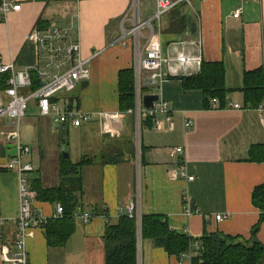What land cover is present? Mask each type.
Here are the masks:
<instances>
[{
  "label": "crops",
  "instance_id": "0c3cea01",
  "mask_svg": "<svg viewBox=\"0 0 264 264\" xmlns=\"http://www.w3.org/2000/svg\"><path fill=\"white\" fill-rule=\"evenodd\" d=\"M7 1L16 2L22 8L9 13L4 21L0 12V65L14 62L16 72L35 66L43 68L47 55L31 41L34 30L42 33L49 29L70 30L73 39L81 44L83 59H91L90 79L78 84L72 93L60 94L58 99L68 103L76 95L79 110L94 116L91 123L83 126L88 149L85 156L99 158L106 152L123 154L120 163L101 165L97 161L83 170L79 209L96 212V216L87 225L75 220V231L64 248H49L44 228L31 230L28 238L31 264H106L102 238L107 225L124 215L119 213L120 208L127 209L131 204L138 205L142 215L164 216L171 230L194 238L221 233L251 240L260 220V211L252 203V193L264 184V161L257 160L264 159V119L257 112L204 109L202 93L185 90L179 79L197 75L202 64L185 69L175 64L180 74L168 75L162 87L173 113L174 130L159 132L147 127L139 157L132 131L133 115L122 117L111 132H106L96 116L99 112L121 113L119 75L133 69L135 53L133 39L120 38L123 20V27H132L134 0ZM239 5L238 0L182 3L164 18L153 43L163 50L166 58H176L182 53L196 55L201 48L202 63L223 62L228 88H240L244 71L264 67V0L248 2L242 17L234 19L233 12ZM139 10L142 18H151L157 10L156 0H140ZM182 16L187 18L186 28L180 21ZM189 18L196 25V32L190 30ZM151 36L145 32L142 43ZM96 53L99 55L93 58ZM166 67L168 74L169 67ZM67 69L68 66L63 67V72ZM51 73L54 75L55 71ZM228 102L242 106L243 97L232 94ZM33 105L30 112L38 113L33 118L37 119L38 147L32 149L22 142L31 148L24 162L35 168L30 188L36 177H41L44 188H58L63 156L57 130L62 129L54 126L52 118L40 116L37 104ZM185 119L193 122L191 131L184 130ZM9 124L8 119L3 121L4 131L10 129ZM49 128L55 131H52L53 140L44 144L42 135ZM93 134L96 135L92 137ZM179 147L185 150L183 161L180 156H171ZM35 151L39 152L37 166L33 161ZM12 154L13 149L0 136V264H7L4 247L8 249L7 258L14 252L20 215L19 175L7 168ZM182 166L188 177H194L193 181L175 177L174 173ZM186 203L197 213L187 216ZM33 209L47 217L55 213L54 204L38 199ZM217 216H222V220L218 221ZM257 240L264 246V221ZM140 247L142 264L143 256L146 264H191L188 258L168 255L151 240H141Z\"/></svg>",
  "mask_w": 264,
  "mask_h": 264
},
{
  "label": "built area",
  "instance_id": "2783aa9c",
  "mask_svg": "<svg viewBox=\"0 0 264 264\" xmlns=\"http://www.w3.org/2000/svg\"><path fill=\"white\" fill-rule=\"evenodd\" d=\"M240 5L233 12L234 19H240L244 12V7L248 2L259 3L261 0H238ZM140 0H134L132 10L134 18L132 27L127 29L122 22V40L133 39L135 60H134V108L126 113L99 112L96 116L106 132L113 131L115 123L122 117L133 115L135 118L136 129L141 134L142 128L147 121H151V128L155 131H173L174 120L170 103L164 98L162 87L168 75L178 76L179 70L175 64L182 68H187L193 64H202V52L196 55L182 53L176 58H166L163 50L154 45V37L159 32L164 18L182 3H190V0H156L157 10L148 19L140 15ZM22 6L13 1L2 0L0 3L1 18L4 21L9 13L20 11ZM126 18V17H125ZM149 32L151 38L142 43L144 33ZM38 47L46 53L47 63L43 68L39 66L29 67L23 71H15V63L0 65V75L9 74L7 82L8 88L0 96V136L3 137L13 149V154L7 165L8 170L14 171L19 175V197L20 215L18 217L17 239L14 245V252L10 258L5 256L7 247H4L5 261L7 264H31L28 255V238L34 228H45L51 220L61 219L64 216V207L61 203L55 204V213L47 217L44 213H35L33 205L37 199V193L30 188L31 176L35 172L33 164L24 162V157L31 153V148L24 146L21 141V125L27 116L31 103L37 104L40 116L52 118L56 128L65 130L66 128H81L94 120V116L78 109H69L67 103L60 100L54 101L60 94L72 93L78 84L90 79V60L82 57V48L79 41H75L70 30L49 29L45 33L36 29L31 35ZM99 55L94 54L93 58ZM169 73L166 72V66ZM68 66L67 71L63 72V67ZM55 71L52 75L51 71ZM37 75L41 86L31 91L33 85V75ZM158 96V101L154 103L152 109L144 107L145 96ZM228 100V99H227ZM217 100L212 101V109L218 110ZM226 109L255 111L264 119V101L256 108L244 107L238 103H227ZM225 109V110H226ZM10 121V129L3 130V121ZM194 127L190 119H185L184 130L191 131ZM185 150L183 147L172 151L173 158L180 156L183 161ZM185 168L174 173L175 177H188ZM190 181L194 177H188ZM186 215L192 216L197 213L186 203ZM119 213L135 219L139 230V264H141V225L142 213L136 204H131L127 209L120 208ZM95 215L92 212H84L80 209L73 214L75 220H81L84 224H89ZM218 221L222 216H217ZM2 221L0 220V226ZM193 248L199 249V244L194 243ZM182 259L191 260L192 254H184Z\"/></svg>",
  "mask_w": 264,
  "mask_h": 264
},
{
  "label": "trees",
  "instance_id": "16d2710c",
  "mask_svg": "<svg viewBox=\"0 0 264 264\" xmlns=\"http://www.w3.org/2000/svg\"><path fill=\"white\" fill-rule=\"evenodd\" d=\"M40 1L49 3L59 0ZM180 21L186 28L187 18L182 16ZM8 79L9 74L0 75L1 92L8 88ZM179 79L185 90L202 93L203 107L207 110L212 109L213 100H217L218 110H225L227 99L232 94L242 95L244 107L250 106L256 109L264 101V67L250 72L244 71L242 86L237 89L228 88L227 69L223 62H203L197 75L183 76ZM40 86L38 77H33L31 91L37 90ZM57 100L59 99L56 98L54 101ZM67 101L69 109L79 110V98L76 95ZM134 101V70H124L119 75L120 112L126 113L132 110ZM145 126L151 128V121H147ZM141 151H143L142 145ZM122 157L123 154L106 152L99 158L84 156L78 162H73L71 158L67 160L62 158L61 183L58 188L46 189L43 187L41 177L33 179L32 190L37 193L40 202L54 205L61 203L64 207L63 218L51 220L44 228L49 248H64L75 231L73 214L82 207L79 200L84 188L83 170L97 161L101 165L117 164L121 162ZM257 160L264 161V159ZM252 203L260 211V220L254 227L249 241L221 233H206L200 238H194L186 233L171 230L164 216L146 214L142 215V240H151L155 246L164 248L168 255L178 258L191 252V264H264V246L257 240V233L264 221V184L254 189ZM92 213L96 216V212ZM104 215L108 218L107 211ZM102 240L106 264H139V230L135 219L122 215L116 222H109ZM194 243L199 244L198 250L193 248Z\"/></svg>",
  "mask_w": 264,
  "mask_h": 264
},
{
  "label": "rangeland",
  "instance_id": "374dc122",
  "mask_svg": "<svg viewBox=\"0 0 264 264\" xmlns=\"http://www.w3.org/2000/svg\"><path fill=\"white\" fill-rule=\"evenodd\" d=\"M34 102L31 103V106L29 109V111L27 112V116L23 119L22 125H21V131H22V142L24 143V145H28L29 147H31L32 149H36L38 147V143H39V131H37V119H33L34 117H36V115L38 113H31L30 110H32V107ZM33 119V123H31V120ZM42 122H44L45 124L47 123V120H41ZM134 125V122H133ZM132 125V131L135 132V143H136V147H137V152H138V156L140 157V153H141V145L143 144V139L144 136H146V131H147V127L144 126L141 130V134H140V130L139 132H137L138 130L136 129V125L135 127ZM135 128V130H134ZM150 128V127H148ZM151 129V128H150ZM85 128L82 127L81 128H73L70 127L69 128V136L68 141H69V152H70V158L73 162H78L83 156H85L86 154H88V149L87 145L85 143V136L83 134ZM53 129H48V131H46L45 135H42V139L44 140L42 143H48L49 140H53ZM55 132V131H54ZM61 132V133H60ZM57 130V133H59V140H60V145L62 147V154H63V146H64V139L66 138V136L64 135V131L63 130ZM93 134L92 137H94ZM88 142H90L91 140H88ZM94 141V140H92ZM52 150V147H51ZM39 152L35 151L34 155H33V161H34V165H40L39 162V157H38ZM141 258H142V253H141ZM144 258V264H146V258L145 256H143ZM142 264V263H141Z\"/></svg>",
  "mask_w": 264,
  "mask_h": 264
},
{
  "label": "water",
  "instance_id": "95a60500",
  "mask_svg": "<svg viewBox=\"0 0 264 264\" xmlns=\"http://www.w3.org/2000/svg\"><path fill=\"white\" fill-rule=\"evenodd\" d=\"M189 26H190V30H192L193 32H196V25L194 23H192V19L189 18ZM158 101V96H145L144 97V107L146 109H152L154 107V103ZM66 138L64 139V146H63V158L64 159H69L70 158V152H69V141H68V136H69V128L66 130L65 133Z\"/></svg>",
  "mask_w": 264,
  "mask_h": 264
}]
</instances>
